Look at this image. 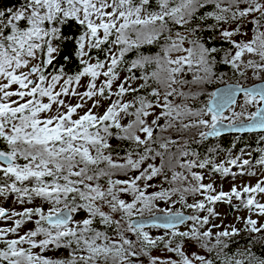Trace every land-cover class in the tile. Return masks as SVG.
I'll return each mask as SVG.
<instances>
[{"label": "snow or ice", "instance_id": "snow-or-ice-1", "mask_svg": "<svg viewBox=\"0 0 264 264\" xmlns=\"http://www.w3.org/2000/svg\"><path fill=\"white\" fill-rule=\"evenodd\" d=\"M249 24L251 37L236 39L248 36ZM69 40L71 54L64 50ZM146 45L159 51L143 55L139 49ZM133 51L137 56L129 61ZM73 57L77 70L69 74ZM218 64L261 83L206 93V85L223 79ZM237 93L245 97L240 112L231 108ZM205 94L207 101L197 103ZM249 105L256 111L247 112ZM260 105L264 0H20L0 6V197L19 205L40 201L22 211L0 206V221L12 222L0 227V264H144L142 257L149 264H264L251 247L264 245V148L258 156L230 151L219 163L189 149L190 140L202 143L225 129L264 130ZM173 131L178 139L166 135ZM213 174L258 178L217 192ZM156 178L159 185L151 183ZM161 202L168 207L159 208ZM217 202L246 209L247 216L237 217L242 227L212 223L220 216ZM177 204L192 214L172 211ZM30 222L34 227L21 234ZM151 228L164 235L152 236ZM242 233L253 239L227 251ZM188 242L209 255L187 254ZM161 246L179 259L151 256ZM59 249L69 257L44 255Z\"/></svg>", "mask_w": 264, "mask_h": 264}, {"label": "trees", "instance_id": "trees-1", "mask_svg": "<svg viewBox=\"0 0 264 264\" xmlns=\"http://www.w3.org/2000/svg\"><path fill=\"white\" fill-rule=\"evenodd\" d=\"M20 0H3V4L0 6L6 7L9 6L11 4H19ZM66 34L68 33V30H65ZM207 35V34H206ZM211 43V41H210ZM218 45L220 44L219 41L216 42ZM223 47H228V45H223ZM65 52L66 53H73L75 51V44L72 40H69L66 42L65 45ZM159 51V48L157 45H146L144 47H142L141 49H139V52L142 53L143 55H155L157 52ZM137 56V52L133 51L132 53H130L126 59H128L129 61H131L132 59H135ZM220 59V56H217V60ZM77 61L75 60V58L73 57V62L71 65L68 66V68H66L67 71H69V74H71L73 71L77 70L76 66H77ZM149 71L151 70V68L148 69ZM216 71L218 73V75H223V79H218V82H216L214 85L210 86L209 89L212 91H215L218 87H221L223 85H227L229 83H239V85L242 86H246L248 87V85H253L256 84L258 82H261L259 80H256L255 78H240L238 75H233L232 70L230 69L229 66L227 65H223V64H218ZM137 76L140 75V71L137 70L136 72ZM189 78H190V74H189ZM225 78L230 79L231 82H225ZM244 99V95L242 96ZM176 139V138H175ZM189 139V138H188ZM115 141V140H113ZM116 142V141H115ZM117 144V142H116ZM115 147V146H114ZM259 148H264V134H247V135H227V136H223V137H219L216 139H208L207 141H204L202 143H195L193 141L190 140L189 143V149L190 150H195L196 152L201 154V158H203L204 156H208L209 154H211L214 159L216 160L218 157H223L225 153H229L230 151L232 153H238L240 151V149H244L246 151H252L253 156H258L259 152L257 151V149ZM211 150V151H209ZM160 181V178H159ZM165 187H167V185L165 184ZM3 198V197H0ZM11 198V197H9ZM199 197H197L198 199ZM4 199V198H3ZM191 201H193V199L191 197L188 198V202L190 203ZM36 202H40L39 200H37ZM234 203V201H233ZM164 203L161 202L159 204V208H161V206ZM27 205V204H25ZM218 206H225V208L230 212L235 214L238 211L241 210H236L232 207V205L229 204H225L222 202H217V204L215 205V210ZM183 212H185L186 214L188 213V211H192L191 209H186V208H181L180 204H179V209ZM155 215L158 214L154 213ZM148 215V214H146ZM201 216L207 215L206 212H202L200 213ZM31 223V222H30ZM264 223V222H263ZM101 229L103 228V226H100ZM147 231H151L153 233H158L157 235H152V236H161L164 235L165 230L162 228H151V229H146ZM237 242L236 243H232L230 244V248L227 250L230 253L234 252L235 250H237L238 248H242L245 245H248L249 241L253 239L252 236H249L247 233H242L241 236L234 238ZM252 247V251L255 252L257 255H264V245H261L259 243H254L251 245ZM62 249L59 250H53V251H48L45 252L44 255L48 256V253H55V252H59ZM68 252L67 249H64ZM163 250L162 246L160 248L157 249H153L151 251V256H155V253H159ZM34 251L39 252V249H36ZM204 254L207 256L209 255L208 253H206L205 251H203ZM68 257H69V252H68ZM67 257V258H68ZM65 258V259H67ZM142 259L144 260V264H149L148 258L147 257H142Z\"/></svg>", "mask_w": 264, "mask_h": 264}, {"label": "rangeland", "instance_id": "rangeland-1", "mask_svg": "<svg viewBox=\"0 0 264 264\" xmlns=\"http://www.w3.org/2000/svg\"><path fill=\"white\" fill-rule=\"evenodd\" d=\"M251 28H252V25L249 24V25H247V27L245 29L246 31H248V36L247 37H240V36H238V37H236V39L239 40V39H248V38H250L251 37V31H250ZM122 76H123V74H122ZM190 76H191V74H190ZM102 79H103V77H101V80ZM224 80H225L226 84H227V82H231V80L230 79H227V78H225ZM82 82L86 84L87 83V79L85 78ZM216 82H218V79L214 80L213 83H211L209 85H206L205 86V92L206 93L211 92V90L209 89V87L212 86V85H214ZM97 83L99 84L100 81H97ZM229 84H231V83H229ZM235 84H237V83H235ZM248 86H251V85H248ZM243 87H246V86H243ZM114 90H115V86H114ZM79 91L82 92V91H84V89L83 88H80ZM126 99H127V97H126ZM207 99H208V96H207V94H205L204 96L200 97V100L197 103L206 102ZM71 102L73 104L76 103V99L75 98H72ZM244 102H245V99L243 97H241L239 99V101L237 102V104L234 107H232V109L235 110L236 112H240L241 111V107L244 105ZM91 103H92L91 101L88 102V107H91ZM107 103H110V101L105 103V107H107ZM86 110H87L86 108L84 110H81V114H83V111H86ZM100 111L102 113L104 111V109L101 108ZM255 111H256V106H252V105H249L248 106L247 112L251 113V112H255ZM230 115H231V112L230 111H228L225 114V116H230ZM161 123H164V121L162 120ZM225 123H227V121ZM166 135H171L173 139H175V138L178 139L179 138L178 135L174 131L173 132H170V133H167ZM190 137H191V133H188V134L185 135V138L186 139H188ZM112 143H113V146H116V142L115 141H112ZM172 150L173 151H176L175 148H173ZM227 154L228 153H225L223 157H220V158L218 157L215 161L218 162V163L219 162H223L227 158ZM233 154L234 155L235 154H239V152L238 153H233ZM245 158H248V157H245ZM159 163H160V161H159V159H157L156 164L159 165ZM196 171H201V170H198L197 169ZM232 171L233 172H236L237 169L234 168ZM204 175H205L204 183L211 182L208 179L209 173L206 170H204ZM213 175H214V179H215V187L217 189V192H219L221 190V188L223 189V191L227 192V191H229L231 189V187L233 186V184H235V185H241V184H248V183H250V184H253L254 185L256 183V181H257V178H258V177H255V176L245 175L243 177H238L236 179H233L231 176L221 177L219 174H213ZM151 183L156 184V185H159V183H160L159 178L154 179L153 181H151ZM154 190L155 189H149L150 192L151 191H154ZM126 198H128V197H126ZM198 199H201V197H199ZM233 201H234L233 204H237V205L239 204V201H236V200H233ZM192 202L193 201H191L190 203H192ZM262 202H264V201H262ZM39 203L40 202H35V204H31V205H29V204H27V205H19V204H14L13 203V198L12 197L11 198H8L6 200L3 199V198H0V206L4 207L6 209H9V210L15 209L16 211H22L24 207H35V206H38ZM166 207H168V205L163 204L161 206V209L166 208ZM178 209H179V204H177L174 208H172V211H177ZM216 211L218 213H220V216L218 218L212 220L211 221L212 223L219 224V223L222 222L224 225H235L238 228L242 227V222L239 221V220H237V217L238 216L245 217V216L248 215V211L246 209H243V210L238 211L235 214H233V213H230L225 208V206H218L216 208ZM187 214H189V215L192 214V211H188ZM83 215H84L83 213L77 215L76 216V219H81L83 217ZM253 218L255 219L257 217L253 216ZM261 222L262 223L264 222V218L261 219ZM190 224H191V222H188L186 225L180 226V230L181 231H187L188 230V227H190ZM11 225H12V222L11 221H8L7 223H5L3 221H0V227H9ZM33 227H34V225L32 223H28L27 225H25V227L21 231V234H23L24 231H27L28 229H31ZM150 233H151V235H157L158 234V233H153L151 231H150ZM185 251L189 255H191V253H193V252H199V254L205 255L202 249L198 248L195 244H193L191 242H188L186 244ZM153 254H156L154 257H160L162 259H168V258L173 259V260H178L179 259L175 254L168 253L165 250H162L159 253H155L154 252ZM47 255L50 256V257H53V258H64L65 259V258L68 257V252L66 250L62 249L59 252L48 253Z\"/></svg>", "mask_w": 264, "mask_h": 264}, {"label": "water", "instance_id": "water-1", "mask_svg": "<svg viewBox=\"0 0 264 264\" xmlns=\"http://www.w3.org/2000/svg\"><path fill=\"white\" fill-rule=\"evenodd\" d=\"M260 83L261 82H258V83L254 84V85H251V86H248V87H245V88H251V87H254V86H258V85H260ZM235 85H236L235 83L223 85L221 87H218L215 91H217V90H224V89L228 88L229 86H235ZM242 96H243V93H237V95L235 96V101H236L235 105L237 104V102L239 101V99ZM235 105H232L231 108L234 107ZM261 106H264V105H261ZM227 112L228 111H225V114ZM225 124H227V123H225ZM262 133L264 134V130H259V129L258 130H255V131H248V132H235V131H232V130L225 129V131H223L222 134L219 137H223V136H227V135H237V134L238 135H247V134H262ZM219 137L209 138V139H216V138H219ZM159 214H156V215H159ZM185 215H189V214H185Z\"/></svg>", "mask_w": 264, "mask_h": 264}]
</instances>
